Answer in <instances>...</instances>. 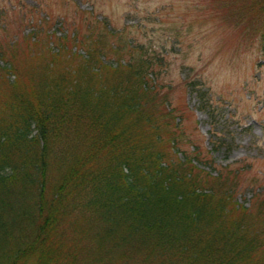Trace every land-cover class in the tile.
Listing matches in <instances>:
<instances>
[{"label": "trees", "instance_id": "obj_1", "mask_svg": "<svg viewBox=\"0 0 264 264\" xmlns=\"http://www.w3.org/2000/svg\"><path fill=\"white\" fill-rule=\"evenodd\" d=\"M101 21L0 40V264H264V192L182 148L164 60Z\"/></svg>", "mask_w": 264, "mask_h": 264}, {"label": "rangeland", "instance_id": "obj_2", "mask_svg": "<svg viewBox=\"0 0 264 264\" xmlns=\"http://www.w3.org/2000/svg\"><path fill=\"white\" fill-rule=\"evenodd\" d=\"M201 3L0 0L4 11L0 14V40L7 43L17 37L23 47L21 42L31 31L42 28L55 35L72 34L83 19L108 21L127 32L130 42L164 60L159 95L176 109L182 148L207 155L210 170L243 167L239 177L243 192L238 201L256 205L263 194L253 193L264 192V37L259 34L264 21L239 23L235 11L243 6H236L233 0ZM17 52L18 62L23 64L25 52ZM195 88L209 97L212 118L201 108Z\"/></svg>", "mask_w": 264, "mask_h": 264}]
</instances>
